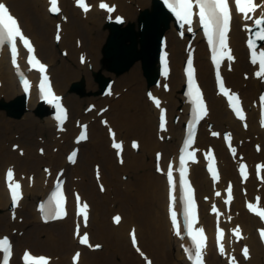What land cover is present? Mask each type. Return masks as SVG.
Here are the masks:
<instances>
[{"label":"bare ground","instance_id":"1","mask_svg":"<svg viewBox=\"0 0 264 264\" xmlns=\"http://www.w3.org/2000/svg\"><path fill=\"white\" fill-rule=\"evenodd\" d=\"M87 1L91 5L89 11L84 12L76 7V0H59V7L66 11L67 16L58 18L56 13L49 11V0H0L19 19L20 28L32 39L38 56L48 63L46 72L55 91L63 95V103L69 109L63 126L70 124L68 131H56L60 126L56 120L49 113L37 109L40 104L38 83L42 73L27 63L28 53L23 44L19 42L18 65L30 82L27 92L16 66L11 63L10 45L5 43L1 46L0 99L4 97L3 101H9L18 95L28 96L26 110L17 121L15 118L8 119L4 109L0 108V209H4L0 214V230L11 233L16 241L20 239L18 246L26 242L35 244L39 250L46 249L50 255L48 264H194L185 248L189 247L194 253L195 246L190 245L182 227L181 235L177 236L171 222L167 180L169 165L173 173L178 167L179 144L188 121L190 106L183 94L185 78L182 70L187 55L184 49L191 45L196 51L198 73L210 103V112L199 126L202 134L198 133L192 148L202 149L203 157L205 148L214 146L220 155L218 163L221 171L219 181L214 183L204 169L205 160H190L191 176L202 201L198 223L208 233L202 260L207 264H232L234 258L236 264H264V240L258 232L264 227V218L247 207L249 203L256 204L257 198L259 207H264V168L258 171V166L264 165V127L258 114L259 103L258 108L256 105L261 97L260 88L264 85L261 79L254 78L252 74V78L245 76L259 67L258 64H250L246 46L251 38L256 46L264 49V41L255 36L260 28L252 20L246 21L242 14L235 12L229 43L233 60L224 62L222 69L230 85L243 95L247 111L244 113L245 119L241 120L231 111L223 95L216 91L206 43L201 31L196 29V20L189 32L188 26H181L173 12L168 19L160 7L155 10L153 0H103L114 8L112 12L99 7L101 0ZM256 3H264V0H256ZM261 11L264 8L258 9L255 16L258 17ZM144 13L150 14L142 18L155 15L157 21L160 17L161 25L165 22V43L171 48V72L168 82L165 75L158 77L159 80L157 78L156 83L161 82L162 87L148 83L137 61L119 75L110 71L103 61L106 49L119 51L115 42L123 35L113 34L111 46L106 47L111 31L105 21L123 16L127 19L126 24L135 22L136 18L139 20ZM156 13L161 15L157 16ZM30 14L31 19L35 15V22L30 23ZM153 21L149 20V23ZM134 28L131 26V29ZM58 31L62 37L57 49L49 40H53ZM139 46L143 54L150 53V48ZM124 56V53H120V57ZM54 57H57L55 66ZM91 70L102 71L103 74L107 71L123 77L118 79V86L115 85L108 94L106 88L102 90L91 81ZM153 75V71H150L149 76ZM81 79L87 82L82 85ZM73 80L79 84L74 86L70 83ZM94 82L98 83L96 79ZM167 83L170 84L169 91L163 88ZM126 86L129 87L127 91ZM86 87L95 89L94 93L89 94ZM146 90H153L160 108L156 107L155 101L146 99ZM117 92L120 95L116 98L114 94ZM101 109L104 111L101 112ZM161 109L165 114L164 129L160 128ZM208 117H212V129L206 125ZM72 118L76 119L78 125H89V137L83 142H75L73 134L78 128L72 126ZM111 132H115L114 137ZM213 132L218 135L213 136ZM226 135L231 137L230 148L225 142ZM133 142L138 144L137 148L132 147ZM114 143H120L122 148H110V144ZM36 144H39L37 148ZM40 144L46 145L43 155L38 152V147L42 146ZM74 145L84 148L85 158L80 165H71L66 159ZM232 149H235L234 153ZM244 160L250 164L246 179L240 173ZM158 167L162 171H157ZM9 168L14 173L13 182L20 181L24 191L23 198L15 203L8 187L10 181L6 173ZM60 169L65 170L63 177L68 178L70 189L82 193L81 203L87 204L86 210L90 213L87 221L75 214L74 196L69 203L71 213L65 219L53 220L52 223L44 221L38 199H42L41 202L47 199ZM260 171L263 178L257 179L254 173ZM229 184L233 190L232 199L225 203ZM174 193L177 196L175 205L179 206L178 187ZM213 205L217 207V212L212 211ZM116 216L121 218L119 223L114 221ZM76 224L90 229L92 248L83 246L74 235ZM23 226L31 228L24 233ZM237 226L242 238L234 234ZM217 227L223 229L224 233L223 254L216 244ZM133 231L135 245L132 242ZM244 246L248 247L250 253L247 259L242 254ZM75 248L83 250L76 263L69 254ZM59 253L62 254L60 260L56 259ZM15 259L16 255L9 264H14ZM20 264L25 263L21 261Z\"/></svg>","mask_w":264,"mask_h":264},{"label":"snow or ice","instance_id":"2","mask_svg":"<svg viewBox=\"0 0 264 264\" xmlns=\"http://www.w3.org/2000/svg\"><path fill=\"white\" fill-rule=\"evenodd\" d=\"M168 7L173 11L178 20H180L184 25H188V31H192V23L194 16L198 17L199 24L203 27V31L205 36L208 39V43L212 49V61L216 65L217 72V82L219 88L225 96L228 97L229 105L235 112L236 116L244 120L245 116L243 110L239 103V97L231 93L228 89L225 88L223 79L220 76L219 67L220 63L224 58L228 60H232L233 57L231 55V49L228 45V33L230 31L231 20H232V8L230 6L229 0H165ZM235 11L239 14H242L243 18L247 20H252L254 24L260 28L259 32L255 33V36L258 40L264 41V11L260 12L258 17L255 16L258 9L264 8V3L258 4L256 0H233ZM77 6L83 9L84 12L89 11V5L86 3V0H76ZM58 5V0H50V8L49 11L53 13H57L60 11ZM99 7L102 9H107L109 12L114 11L113 7H110L108 4L104 3L101 0ZM194 9L196 11H194ZM119 19V17L117 18ZM246 27H248L246 25ZM250 30V29H249ZM56 39L59 40L60 36L57 34ZM17 40H19L23 47L27 50V63L31 66L32 69H37L40 73H46V65H44L34 54V48L27 36L24 35L22 29L19 26L18 20L10 13L8 7L0 2V46H4L5 42L10 45L11 51V63L16 66L18 73L23 77V73L19 72V65H18V47H17ZM249 49L252 50L251 58L252 62L256 64L258 62L260 71L256 73L257 76L264 77V51L257 52L256 51V42L249 38L247 41ZM165 53V57H166ZM164 61V74L167 75V61L162 57ZM187 76H188V84H189V95L192 97V104H193V120L188 125V133L187 138L184 140L183 148L181 149L180 157H179V164H180V186L183 191V203H184V216L187 220V231L188 236L191 238L193 245L195 246L194 253L185 248V251L188 253V258L194 261V264H203L202 260V252L203 249L206 247V235L203 228H196L194 224L197 221V211H196V204L194 200L193 189L191 187L190 182L187 180L186 173L187 168L186 164L187 161H194L195 160V151L190 150L192 144L194 143V125L196 122L201 120L205 115H207V108L202 99L201 93L199 91L198 86L194 83V69L192 65V58L189 56L187 61ZM25 92L29 90L30 82L27 78H22L21 80ZM40 90L46 100L49 103H55L56 107L59 110V114L57 115V119L63 121L65 118L64 109L60 105L59 101L60 98L56 96L48 83L47 75H43L41 82H40ZM151 95V94H149ZM155 99V98H153ZM261 100L264 101V96L261 97ZM155 104L157 108H160L159 100H155ZM165 114L163 109H161L160 113V128H165ZM114 137L115 134L111 133ZM213 136L218 135V133L213 132ZM80 140L86 139V135L82 132ZM225 139L227 141H231L230 135H226ZM113 147L116 149H121L122 145L120 143H114ZM133 148H137L138 144L133 142ZM233 153L235 149H232ZM211 154H209L210 156ZM76 156V153L73 152L71 156H69L70 160H73ZM157 160L159 161V154H157ZM122 162V161H121ZM264 168V165L258 166V171ZM157 171H162L159 167ZM209 171L212 174V178L214 181L219 179V175L217 170L212 164H209ZM240 173L241 176L245 179L247 178L246 172V165H240ZM7 179L10 181L8 187L11 191V197L13 202H17L20 199V188L21 185L19 182H13V170L9 168L7 170ZM167 180L169 184V197H170V215H171V222L175 229L176 235L180 236V225L177 222V212L175 211L173 205L175 203L176 197L174 195L175 192V181L173 178V169L172 166L169 165L167 169ZM103 190V188L101 189ZM228 198L225 203H229L232 199V187L229 184L227 188ZM217 196L220 195L219 192L216 193ZM53 201L55 202L56 209L53 213L51 210L49 211V215H53V218H58L64 215V197L57 185L56 192L53 193L52 196ZM78 202L79 213L83 215L85 221H87V204L80 205L79 196L76 197ZM43 209V206H41ZM250 211L256 213L261 218H264V208L259 207V198H257L256 204L249 203L247 205ZM213 212H217L218 210L213 205L212 208ZM120 217H114V221L116 223L120 222ZM234 234L238 238H242L241 232L239 227L237 226L236 229L233 230ZM79 235V232H77ZM132 242L136 244V236L135 232H132ZM223 229L217 228V243L219 245V251L223 254L225 252L224 245L222 243L223 239ZM260 235L262 240H264V229L260 231ZM81 244L88 243V236L85 233L83 237L80 239ZM95 247L99 248L100 245H95ZM139 251V249H137ZM0 251L3 252V264H9V256L11 255V245L7 237L0 239ZM142 254V253H141ZM243 256L247 259L249 258V249L247 246H244L242 249ZM79 253H76L73 257L74 261L78 260ZM143 255V254H142ZM24 260L25 264H48V259L44 256L40 257H33L27 251L24 253ZM232 264H236L235 259L233 258Z\"/></svg>","mask_w":264,"mask_h":264},{"label":"water","instance_id":"3","mask_svg":"<svg viewBox=\"0 0 264 264\" xmlns=\"http://www.w3.org/2000/svg\"><path fill=\"white\" fill-rule=\"evenodd\" d=\"M158 7L161 8L162 13L166 18L172 17L171 10L164 5L162 0H153V8L156 10ZM150 13H144L139 17L138 27L135 23H129L124 26L123 23L119 20L108 24V28L111 31V36L106 47L111 46L110 40L113 34H122L115 42V47L120 48L119 51L114 49H106L103 53V61L105 65L110 69V71L115 72L116 75H119L120 72L128 71L131 63L137 61L141 64L142 71L148 81V83H155L157 78L161 73L162 67V57L161 52L163 49L164 41V26L165 22L161 23L160 17L154 16L142 18V16H147ZM157 16H160L161 13H156ZM149 20H154L152 23H149ZM131 26H134V29H131ZM147 30L150 32L148 33ZM150 48L149 54H143L140 46ZM153 46L155 49H153ZM144 52V51H143ZM120 53H124V57H120ZM135 58H132L133 56ZM150 71H153L154 75L149 76ZM95 79L98 81L102 90L107 89L110 85V78L104 76L101 72H95ZM84 83V82H83ZM76 84L75 86H77ZM83 85V84H82ZM151 85V84H150ZM43 106V105H42ZM42 106L38 110H42ZM0 108L7 110V113L11 116L19 118L20 115L26 110V95H19L14 100L9 102L1 101Z\"/></svg>","mask_w":264,"mask_h":264},{"label":"rangeland","instance_id":"4","mask_svg":"<svg viewBox=\"0 0 264 264\" xmlns=\"http://www.w3.org/2000/svg\"><path fill=\"white\" fill-rule=\"evenodd\" d=\"M66 16L67 14H66V11L64 10V9H62V11L58 14V18H60V16ZM30 17H29V21H31L30 23H32V22H35V19H36V17H35V15L33 16V19H34V21H33V19H31V17H32V14H30L29 15ZM136 20H137V18H136ZM136 20H134L135 22H137ZM28 21V22H29ZM131 21H133V20H131ZM50 42H53L54 43V45L56 46V48L58 49V47H59V40H57L56 39V34H55V36H54V38H53V40L52 39H50L49 40ZM169 49L171 50V48H170V46H169ZM185 50L186 49H184V52H185ZM246 54H247V52H245ZM245 54V55H246ZM173 57V56H172ZM246 57H247V55H246ZM56 60H55V62L53 63V66H55L56 65V62H57V57H54ZM175 65V64H174ZM89 68H91V66H89ZM138 68L140 69V71H141V65H140V63H139V66H138ZM95 71H97V70H95ZM91 73V78H92V82L94 83V85L95 86H97V87H99L98 86V84L97 83H95L94 82V78H93V76H92V70L90 71ZM104 73H105V75H107V76H109V77H111V79H112V86H113V88H114V86L115 85H117V83H118V79L119 78H122L123 76H121V77H117L116 75H114V74H112V73H109V72H107V71H104ZM252 78V77H251ZM75 80H73V81H71L70 83H72V82H74ZM87 82V81H86ZM118 86V85H117ZM128 88L129 87H125V89H126V91L128 90ZM86 90H87V92L89 93V94H93L94 93V90L95 89H87V87H86ZM148 90H146V94H145V97H146V99L148 100L149 98H148ZM118 93V92H117ZM120 94V93H119ZM16 97V96H15ZM15 97L14 98H12L11 100H14L15 99ZM119 97V96H118ZM3 98L4 97H2L1 99H0V101L1 100H3ZM117 98V97H116ZM10 101V100H9ZM149 101V100H148ZM8 102V101H7ZM4 109V108H3ZM0 110H2V109H0ZM4 111V114H5V116L8 118V119H13V117H9L8 115H7V112L5 111V109L3 110ZM76 116H74V118H75ZM74 118H72V120H71V124H72V126L73 127H76V128H79V126L80 125H78L77 123H75V121H76V119H74ZM12 121H14V120H12ZM17 121V120H16ZM208 121L210 122V123H212V117H210L209 119H208ZM207 125V124H206ZM69 127H70V124L68 125V127H67V129H69ZM208 127V126H207ZM200 128H202V127H200ZM78 131V130H77ZM77 132H75L74 134H73V136L76 134ZM19 134V133H18ZM20 135V134H19ZM44 138L46 139V136H44ZM39 144H36V148H37V146H38ZM40 145H42L41 147H43V148H45L46 149V145H44V144H40ZM88 147V146H87ZM110 148H111V144H110ZM83 146H80V156H81V154H82V156H81V158H80V156H79V160H78V165H80V162L85 158V152H83ZM35 152H36V149H35ZM90 169H92V165H90ZM258 179H260L261 177H257ZM69 188H70V186H69ZM41 201V200H40ZM39 201V202H40ZM2 211H4V209H0V214H3V212ZM30 228H31V226H28V228H26V227H24L23 226V232L24 233H27L29 230H30ZM2 230H0V236L1 235H5L7 232H5V231H2ZM23 237V236H22ZM22 237H20V238H22ZM18 242H20V239H18V241H15V243H16V250L17 251H20V249H22L23 248V246H25V247H29V248H31L35 253H39V252H45V253H47L46 252V249H42V250H39V247H37V246H35V244L33 245H31L30 243H24L22 246H18ZM72 251L73 250H71L70 252H69V254H71L72 253ZM69 254H68V257H69ZM62 258V254L61 253H59L58 255H56V259H61ZM14 264H20V262H19V253H17V256H16V259L14 260Z\"/></svg>","mask_w":264,"mask_h":264}]
</instances>
